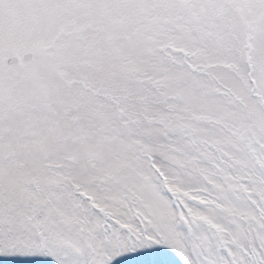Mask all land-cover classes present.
Here are the masks:
<instances>
[{
	"label": "snow or ice",
	"instance_id": "6c2138e0",
	"mask_svg": "<svg viewBox=\"0 0 264 264\" xmlns=\"http://www.w3.org/2000/svg\"><path fill=\"white\" fill-rule=\"evenodd\" d=\"M0 264H264V0H0Z\"/></svg>",
	"mask_w": 264,
	"mask_h": 264
}]
</instances>
